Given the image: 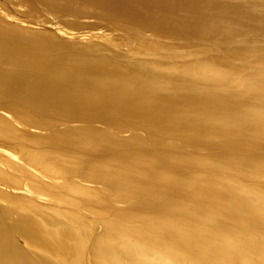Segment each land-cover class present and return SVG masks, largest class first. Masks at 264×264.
Here are the masks:
<instances>
[{"label":"bare ground","instance_id":"obj_1","mask_svg":"<svg viewBox=\"0 0 264 264\" xmlns=\"http://www.w3.org/2000/svg\"><path fill=\"white\" fill-rule=\"evenodd\" d=\"M9 1L0 264H264V0Z\"/></svg>","mask_w":264,"mask_h":264},{"label":"rangeland","instance_id":"obj_2","mask_svg":"<svg viewBox=\"0 0 264 264\" xmlns=\"http://www.w3.org/2000/svg\"><path fill=\"white\" fill-rule=\"evenodd\" d=\"M13 1H15V0H13ZM0 5L4 7L3 8L4 10H2V7L0 9V18L2 20H4L7 24H9V25L14 24L12 26L29 27L31 30H45V31L56 34L58 37H60L64 40H71V41L74 40L73 42H82V40L86 41L89 39H94L92 34L93 35L97 34V35H99V37H102V36H114L115 37L117 34L113 31V30H115V27L117 26V24L108 23L104 20L98 21V19H96L94 17H88V16L83 17L80 19L82 24L80 25V27L78 29L68 30L66 28L64 29V26L62 24H60L58 21H57V23L56 22L53 23L56 20H54L50 15H41V17L33 15V14L30 15L27 12L28 9L26 7L14 4L13 2H10L9 0H0ZM16 6H17V8H16ZM1 15H3V16H1ZM43 17H44V19H43ZM48 17H50V18H48ZM45 19H47V20H45ZM50 19H53L54 21L51 20V22H50L49 21ZM106 23L110 24V25H107ZM58 24H60V25H58ZM110 26H111V29H110ZM93 27H95V28H93ZM107 27H109V28L107 29ZM112 27L114 29H112ZM109 30H111V31H109ZM149 33H150V31L145 32L146 38H151V37L155 36L154 33H152V32L150 34ZM146 34L147 35L149 34V35L147 36ZM150 35H153V36L150 37ZM224 49H226L225 46L223 47V50ZM0 187H3L4 189L8 188L7 189L8 192L12 195H15V196L17 195V196L28 197L34 201L39 202V203L48 202V201H46L47 200L46 198H42V197L37 198V195L35 196V194L32 195V193H29V192L27 193V191H25V190H23L24 191L23 192L22 189L13 190V188L9 187L8 185L1 184V183H0ZM42 199H44V200H42ZM14 236H15L17 244L21 245L22 248H25L26 245L24 244V242H23L24 240L22 239V237L18 233H15Z\"/></svg>","mask_w":264,"mask_h":264}]
</instances>
